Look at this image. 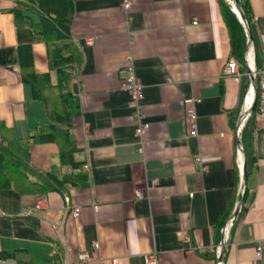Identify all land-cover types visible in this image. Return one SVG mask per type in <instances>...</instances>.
<instances>
[{
    "label": "crops",
    "instance_id": "1",
    "mask_svg": "<svg viewBox=\"0 0 264 264\" xmlns=\"http://www.w3.org/2000/svg\"><path fill=\"white\" fill-rule=\"evenodd\" d=\"M128 1L125 9L124 0H72L70 37L47 47L31 27L42 18L36 0H0V137L13 133L11 151L57 177L40 210V195L0 190V250L59 253L44 264H145L149 253L159 256L157 264H218L223 243L222 264H264L259 108L244 120L245 191L223 238L243 179L234 127L254 83L244 62L248 47L256 70L264 71V0H238L252 39L246 36L241 57L231 54L219 0ZM23 45L32 49L37 72L49 71L53 80V71V82L50 60L71 56L69 88L80 108L69 130L71 155L56 142L27 143L32 127L51 120L21 79ZM230 58L239 64L237 79L223 75ZM129 63L144 85L140 109L149 128L141 138L135 104L121 87L120 69ZM191 107L196 136L189 135ZM81 252L91 259L81 261Z\"/></svg>",
    "mask_w": 264,
    "mask_h": 264
},
{
    "label": "trees",
    "instance_id": "2",
    "mask_svg": "<svg viewBox=\"0 0 264 264\" xmlns=\"http://www.w3.org/2000/svg\"><path fill=\"white\" fill-rule=\"evenodd\" d=\"M36 5L42 13L37 23H31L34 33L44 37L47 47L58 44L70 37L72 21V0H36ZM221 13L230 34L231 54L241 57L245 49L246 34L236 17L232 6L224 0H219ZM246 17L247 12L243 7ZM71 56L50 60V69H56L57 81L51 80L50 72H37L33 62L32 49L28 45L18 49L19 72L22 81L30 84L33 98L43 104L44 110L51 122L46 125L32 127L28 133L27 143L56 142L59 151L71 155L73 145L69 137V130L73 126L74 117L80 113L76 104L69 81L74 71L69 64ZM259 95V89L257 88ZM259 107V96L255 103V111ZM57 125L66 128V132L58 130ZM14 138L13 133H3L0 137V190L14 188L21 194L43 195L54 188L53 182L57 178L52 172L35 170L22 158L14 154L7 142ZM70 163L77 165L72 159ZM32 176H35L33 178ZM240 215V214H239ZM56 251L47 258L37 257L23 249L14 251L0 250V261L12 259L17 264H44L58 260Z\"/></svg>",
    "mask_w": 264,
    "mask_h": 264
},
{
    "label": "built area",
    "instance_id": "3",
    "mask_svg": "<svg viewBox=\"0 0 264 264\" xmlns=\"http://www.w3.org/2000/svg\"><path fill=\"white\" fill-rule=\"evenodd\" d=\"M227 1L231 2L230 0H227ZM231 4L233 5L232 2H231ZM123 7L125 9H128L130 7V1L124 0ZM262 16L264 18V10H263ZM88 42L91 43L92 38H90ZM249 50L250 49L248 47L247 52L244 56V62H245L248 74L253 79V82H254L255 87H256V92H257V88L259 89V95L257 93L256 99H255V97H254V84H253V86H251V88L249 90V93H252V99L247 104V96H246L245 101H244L243 113L239 117L238 122L235 124V127H234V134H235V141H236L235 142L236 143L235 149H236V154H237L238 165H239L241 172H242V168H243V158H242L243 157V150H242V145L240 142V135H241V132H242V129L244 126V120H245L246 116L248 115V113L250 112V109H251L254 101L256 103L258 96H259V107H258L259 112L262 116H264V71L258 72L256 70L255 64H254L252 58H250ZM120 73L123 75L121 87L123 90H125L129 93V95H130V97H131V99L134 102L135 107H136V117H137V121H138V124L136 127V134L139 138H141L143 136V134L149 128V123L144 119V114L140 109V102H141V99L143 97L144 85L138 79L132 63H129V64L125 65L123 68H121ZM239 74H240V70H239L238 62L236 61V59L230 58L226 62L225 66L223 68V75L224 76H230V77L237 79ZM256 77L259 78L258 84H257V82H255ZM247 107L249 108V111H248V113H245ZM186 116L191 121V129L189 131V135L190 136H196L197 135V131L195 128L196 115H195L194 109L192 107L188 108L186 110ZM195 162L197 164H199L200 166H202V161H201V158L199 156L195 157ZM85 168H87V165L85 166ZM153 183H155L154 180H153ZM137 195L140 196L141 195L140 192L137 191ZM45 202H46V198H45V196L42 195L36 201L34 206L36 209L40 210V209L44 208ZM70 215L72 217H77L79 215V209L75 208L74 210H72L70 212ZM224 229H225V226H224ZM222 244H221V246H222ZM258 249H259V252L264 253V248L262 245H259ZM79 258L81 259V261H86V260L91 259V256L88 255L86 252H81V253H79ZM158 260H159V256L155 253H149L145 256V264H157Z\"/></svg>",
    "mask_w": 264,
    "mask_h": 264
},
{
    "label": "water",
    "instance_id": "4",
    "mask_svg": "<svg viewBox=\"0 0 264 264\" xmlns=\"http://www.w3.org/2000/svg\"><path fill=\"white\" fill-rule=\"evenodd\" d=\"M233 1H234V8H233V10H234L237 18L241 22L242 26L244 27V30L246 32V36H247L248 42H251L252 39H251V35L249 33V29H248V25H247V18L245 17V15H244L241 7H240L239 1L238 0H233ZM256 94H257V92H256L255 84H254V97H255V99H256ZM254 107H255V101H254V103H253V105H252L249 113H251L253 111ZM245 183H246V170H245V167H244L243 168V179H242V185H241L240 198H239V200L237 202L236 208H235V210H234L231 218L228 221L227 227H226V229H225V231L223 233V238L228 233L229 228H230L232 222L234 221V219H235V217H236V215H237V213H238V211L240 209V206L242 204L243 193L245 191ZM217 251H218V259H217L218 264H222V260H221L222 246H219L218 249H217Z\"/></svg>",
    "mask_w": 264,
    "mask_h": 264
},
{
    "label": "bare ground",
    "instance_id": "5",
    "mask_svg": "<svg viewBox=\"0 0 264 264\" xmlns=\"http://www.w3.org/2000/svg\"><path fill=\"white\" fill-rule=\"evenodd\" d=\"M251 99H252V93H249L247 96V104L251 101ZM248 111H249V108L247 107L245 113H248Z\"/></svg>",
    "mask_w": 264,
    "mask_h": 264
},
{
    "label": "rangeland",
    "instance_id": "6",
    "mask_svg": "<svg viewBox=\"0 0 264 264\" xmlns=\"http://www.w3.org/2000/svg\"><path fill=\"white\" fill-rule=\"evenodd\" d=\"M224 1H226V0H224ZM227 3H228V1H226ZM52 78H53V81H54V73H53V71H52Z\"/></svg>",
    "mask_w": 264,
    "mask_h": 264
}]
</instances>
